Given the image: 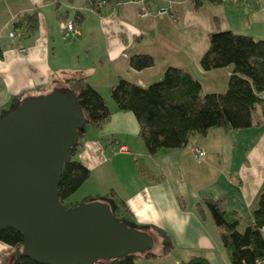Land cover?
I'll list each match as a JSON object with an SVG mask.
<instances>
[{"label":"crops","instance_id":"crops-1","mask_svg":"<svg viewBox=\"0 0 264 264\" xmlns=\"http://www.w3.org/2000/svg\"><path fill=\"white\" fill-rule=\"evenodd\" d=\"M220 1L204 2L197 13L188 1L190 9L183 15L180 0H110L98 4V10L90 8L88 0H0L1 27H12L23 14L38 13L37 29L31 35L10 38L13 42L6 48L0 45V113L16 103V97L43 94L74 77L108 95V120L88 128L86 135L85 130L73 158L89 170L81 185L89 191L80 201L98 196L121 201L130 213L127 222L149 227L158 245L153 256H137L135 264H177L196 256L209 264H230L220 229L202 200L221 199L242 230L252 223L264 192V91L254 106L250 127L210 128L204 136H191L180 149L154 155L147 152L134 115L119 110L110 99L119 77L146 87L159 81L169 66L187 71L199 81L202 93L224 92L232 66L203 71L199 59L207 49L204 38L216 30H229L264 41V0ZM206 3L211 6L206 8L207 16L201 13ZM143 8L149 11L146 17L140 16ZM185 15L193 16V37H175L174 28L180 27ZM62 20L74 22L79 35L64 38L59 29ZM20 47L24 52H19ZM132 54H148L155 65L130 69ZM158 60L165 63L157 65ZM106 64L109 73L98 77L97 68ZM194 147L204 152L200 160L194 157ZM156 229L170 238L172 250L167 254L161 253ZM13 253L12 247L0 242V264H10ZM257 264H264V259Z\"/></svg>","mask_w":264,"mask_h":264},{"label":"trees","instance_id":"trees-1","mask_svg":"<svg viewBox=\"0 0 264 264\" xmlns=\"http://www.w3.org/2000/svg\"><path fill=\"white\" fill-rule=\"evenodd\" d=\"M109 1L88 0L89 7L94 10L99 9V3L103 5ZM190 2L195 9L200 8L204 2L221 3L220 0ZM37 15V11H33L18 17L12 30L21 37L31 35L37 29ZM128 65L130 69L140 71L152 67L154 58L148 54H132ZM199 65L203 71L231 65L226 90L202 93L199 81L187 71L172 66L164 70L159 81L146 87H140L122 77L113 85L110 92L112 101L119 110L134 115L140 126L141 139L150 155L160 150L180 149L187 145L191 136H204L210 128L226 131L252 125L254 106L261 101L260 95L264 91V41L229 30H216L208 36V46L199 59ZM62 87L74 92L78 106L93 127H100L108 120L110 112L103 97L84 78H71ZM261 117L264 123V109ZM84 132L78 131L77 145ZM74 151L75 147L71 149V160L64 165L57 186L58 198L65 208L100 198L87 197L74 204L68 202L69 197L89 176V170L73 158ZM109 194L113 196V192ZM120 202L113 201V216L127 221L130 213L124 203ZM201 204L220 229L222 245L227 249L230 264H257L264 259V192L259 195L252 223H248L242 230L238 228L239 219L225 210L221 199L204 198ZM156 232L160 236L161 253H169L172 250L169 236L161 230L156 229ZM0 242L14 249L10 264H39L20 253L23 238L15 230L0 229ZM153 255V252H147L143 256ZM136 257L128 255L95 264H135ZM177 264L209 263L205 258L196 256Z\"/></svg>","mask_w":264,"mask_h":264},{"label":"water","instance_id":"water-1","mask_svg":"<svg viewBox=\"0 0 264 264\" xmlns=\"http://www.w3.org/2000/svg\"><path fill=\"white\" fill-rule=\"evenodd\" d=\"M86 118L67 87L27 95L0 114V229L39 264H95L153 252L148 226L113 216L108 197L65 208L58 182Z\"/></svg>","mask_w":264,"mask_h":264},{"label":"rangeland","instance_id":"rangeland-1","mask_svg":"<svg viewBox=\"0 0 264 264\" xmlns=\"http://www.w3.org/2000/svg\"><path fill=\"white\" fill-rule=\"evenodd\" d=\"M181 1V3H182V1L184 2L181 6H180V12H181V14H183L184 15V13H185V9H190L189 8V6H188V1H190V0H180ZM207 4H209V3H206V6H205V8H203V11L201 12L202 14H204L205 16H207V15H210V13H209V10H207L206 8H209V7H211V6H209V5H207ZM205 5V4H204ZM203 5V6H204ZM202 6V7H203ZM202 7H200V8H198V10L197 9H195L193 6H191V8H192V10L194 11V12H199V11H201V8ZM167 16L168 17H170V14H167ZM192 20H193V16H191V17H187L186 15H185V17H183V18H181V21H180V27L177 29V28H174V31H175V37H181V35L182 34H185V36H187V34H189V36L190 37H193V26H194V23L192 22ZM212 21H213V24H214V26L216 25V23H217V20L215 19V18H213L212 19ZM61 22V21H60ZM60 22H59V24H60ZM188 27V29H186ZM12 31V27L11 26H9V25H7V26H5V27H1L0 26V45L2 46V48H6L7 46H9V44H11L13 41H11L12 39H10L9 37H8V33L9 32H11ZM189 31H191V32H189ZM204 43L206 44V47H207V45H208V38H207V36H206V38H204ZM165 62H161V60H158L157 61V65L159 64H164ZM189 64V63H188ZM154 65H155V62H154ZM98 69V72H97V76L98 77H101V75H105L107 72L109 73V71H110V66H108L107 64L103 67V68H97ZM95 70V68L93 69V71ZM195 76V75H194ZM197 77H199L198 75H197ZM69 78H71V77H69ZM200 78V77H199ZM153 83V82H152ZM154 83H155V81H154ZM151 84V83H150ZM47 89H45V91H46ZM101 90V89H100ZM42 92H44V90L42 91ZM99 92V94L103 97V99H104V101H108L107 100V96L108 95H106L105 93H102L101 91H98ZM111 92V91H110ZM110 99H111V97H110ZM9 108H11V106L9 107ZM1 114V113H0ZM92 125H91V123L88 121V120H86L85 121V123H84V125H83V128L86 130V132H85V134L84 135H86V133H87V129L88 128H90ZM87 191H89V189L84 185V186H81L78 190H76V192L74 193V194H72V196H70L69 197V199H68V202L69 203H75V202H81L80 200H81V198H83V194L85 193V192H87ZM86 194V193H85ZM90 198H94V197H90ZM122 221L124 222V223H128L127 221H126V219H122ZM129 224V223H128ZM155 242H156V240H155ZM157 242L155 243V245L154 246H156L157 247ZM139 257V256H138ZM153 262H150V263H144V264H152ZM166 264H168V263H166Z\"/></svg>","mask_w":264,"mask_h":264},{"label":"built area","instance_id":"built-area-1","mask_svg":"<svg viewBox=\"0 0 264 264\" xmlns=\"http://www.w3.org/2000/svg\"><path fill=\"white\" fill-rule=\"evenodd\" d=\"M222 1H227V2H234L236 0H222ZM100 5H102V3H99ZM165 12V11H163ZM149 15V11L147 9H141L140 10V16L141 17H146ZM59 29L62 32V35L64 38H73V37H77L79 35V30L78 28L75 26L74 22L70 21V20H62L59 24ZM8 37L9 38H15V39H20V34L18 32H10L8 33ZM19 52H24V49L22 47H20ZM121 151H123L124 149L121 148ZM192 152L194 154V157L197 160H200L201 158H203L204 156V152L199 149V148H192Z\"/></svg>","mask_w":264,"mask_h":264}]
</instances>
